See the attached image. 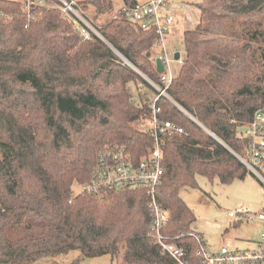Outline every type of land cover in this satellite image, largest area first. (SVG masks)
Returning <instances> with one entry per match:
<instances>
[{
	"label": "trees",
	"instance_id": "trees-1",
	"mask_svg": "<svg viewBox=\"0 0 264 264\" xmlns=\"http://www.w3.org/2000/svg\"><path fill=\"white\" fill-rule=\"evenodd\" d=\"M76 5L113 12L111 0ZM195 8L199 18L183 33L185 56L168 97L154 105L159 122L183 130L157 136V200L170 214L163 234L188 264H201L196 236L205 243L179 192L197 188L199 176L226 185L251 174L239 158L249 159L254 114L264 109V0H203ZM98 31L146 78L102 40H83L57 0H0V264L70 253L78 254L71 264L106 255L115 264H176L148 236L144 189L81 190L105 153L123 150L138 164L155 142L153 99L135 97L131 87L155 97L148 81L161 85L152 56L157 34L123 14Z\"/></svg>",
	"mask_w": 264,
	"mask_h": 264
},
{
	"label": "built area",
	"instance_id": "built-area-1",
	"mask_svg": "<svg viewBox=\"0 0 264 264\" xmlns=\"http://www.w3.org/2000/svg\"><path fill=\"white\" fill-rule=\"evenodd\" d=\"M27 5H42L45 0H24ZM59 10L65 18L70 20L83 40H89L92 36L102 40L107 44L105 39L98 31L93 21L89 19L74 0H57ZM137 2V1H136ZM187 7V6H186ZM117 14H123L126 19L134 26L142 30L153 29L157 34L156 45L163 50L164 37L173 23V16L169 12L164 0H146L137 2V5L131 8L122 6ZM110 48L111 46L107 44ZM155 45V46H156ZM123 62L130 66L127 60L117 53ZM163 65L160 84L150 83L155 90L156 95L153 98V116L151 120V132L155 135L154 147L148 157L133 164L130 158L123 153V150L107 152L102 155L98 161V166L94 172L91 183L81 187L82 191L88 193H97L101 189H121V188H142L145 190L147 209L151 217V224L148 236L153 243L157 245L162 253L171 257L176 264H188L185 252L182 247L169 240L164 234L163 229L169 220V211L163 208L157 200V190L161 183L163 175L162 153L157 141V132L159 134L168 131L169 133H183L180 127L170 122H159L154 109L156 101L160 97H168L166 89L171 83L172 77L164 73L165 68H169V62L159 57ZM251 135L254 142L251 147L249 159H241L240 162L247 170L255 176L264 186V109L258 110L254 114ZM228 217L232 218L234 223L240 222L245 224H259L261 233L256 242H252V247L244 250L228 249L221 246L217 251L211 252L206 245H202L201 239L196 236V241L200 248L198 255L201 258V264H264V209L260 213H250L244 210L229 212ZM178 237H176L177 239Z\"/></svg>",
	"mask_w": 264,
	"mask_h": 264
},
{
	"label": "rangeland",
	"instance_id": "rangeland-1",
	"mask_svg": "<svg viewBox=\"0 0 264 264\" xmlns=\"http://www.w3.org/2000/svg\"><path fill=\"white\" fill-rule=\"evenodd\" d=\"M77 1L83 2L85 0ZM202 1L164 0L174 20L169 31L165 34L163 50L157 45L154 46L152 56L155 59L162 57L169 62V68L164 69L167 77L176 76L179 70L181 61L185 56L183 33L193 28L198 21L199 11L195 6ZM111 3L113 12L102 14L107 19L112 17L114 12L120 8L121 0H111ZM86 6L90 9V5ZM110 49L113 55L125 64L123 59L116 56L119 52L113 47ZM175 54L179 55V60H174ZM120 56L123 57L121 54ZM130 67L140 74V71L134 66L130 65ZM140 75L146 78L142 73ZM131 92L135 97L138 95L150 99L154 97L148 88L135 89L131 87ZM196 183L197 188H182L179 195L192 209L195 216L193 229L202 237L207 248L211 252L217 251L221 246L239 250L251 248L252 242H256L260 236L261 226L257 223L251 225L240 223L238 226H234V221L228 217V213L237 210L260 213L264 209V186L260 181L255 176L248 174L244 180H235L226 185H220L216 180L210 183L200 176L196 178ZM73 191L77 193L79 189L74 187ZM77 257V253H70L53 261L44 259L36 264H71ZM76 264H115V260L106 255L98 258H80Z\"/></svg>",
	"mask_w": 264,
	"mask_h": 264
},
{
	"label": "crops",
	"instance_id": "crops-1",
	"mask_svg": "<svg viewBox=\"0 0 264 264\" xmlns=\"http://www.w3.org/2000/svg\"><path fill=\"white\" fill-rule=\"evenodd\" d=\"M75 2H80L77 0H74ZM137 2H144L146 0H136ZM123 6V2L121 0V4H120V8H122ZM92 6L90 5V9L85 5V6H81L80 8L82 9V12L93 21V23L95 24L96 27H102L105 24H107L109 21H111L114 17L115 14L117 13V11L120 9H117V11L114 12V14L112 15V17H110L109 19L106 18V16L104 15H96L94 8H91ZM188 7V6H187ZM88 8V9H87ZM87 9V10H86Z\"/></svg>",
	"mask_w": 264,
	"mask_h": 264
},
{
	"label": "water",
	"instance_id": "water-1",
	"mask_svg": "<svg viewBox=\"0 0 264 264\" xmlns=\"http://www.w3.org/2000/svg\"><path fill=\"white\" fill-rule=\"evenodd\" d=\"M178 59H179V55L178 54H175L174 55V60H178ZM155 65H156L157 71L159 73H162L163 72V65H162V62H161V60L159 58L158 59H155ZM158 135H159V133L157 132V136Z\"/></svg>",
	"mask_w": 264,
	"mask_h": 264
}]
</instances>
